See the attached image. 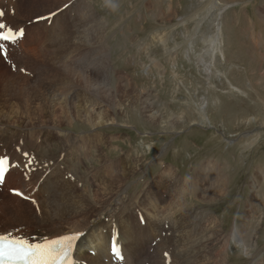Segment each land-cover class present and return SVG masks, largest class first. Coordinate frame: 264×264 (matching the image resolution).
Returning a JSON list of instances; mask_svg holds the SVG:
<instances>
[{
    "label": "rangeland",
    "instance_id": "obj_1",
    "mask_svg": "<svg viewBox=\"0 0 264 264\" xmlns=\"http://www.w3.org/2000/svg\"><path fill=\"white\" fill-rule=\"evenodd\" d=\"M86 1L104 29H99L98 54L90 59L101 67L104 93L110 89L105 100L114 102L107 108L113 122L100 127L110 141L101 151L110 159L131 156L123 166L132 171L110 185L114 193L125 200L134 195L135 205L147 191L160 188L165 197L158 204L167 217L174 186L182 181L189 186L193 179L199 190L179 191L183 210L196 208L190 217L189 211L182 216L183 254L180 261L169 254L167 264H189L182 256L196 240L194 224L202 221L201 212L210 218L199 231H217L221 239L193 264H264V0ZM145 104L152 111L145 112ZM153 111L160 112L159 119H150ZM62 129L79 135L93 128L76 120ZM85 163L98 166L95 159ZM209 165L225 172L224 193H212L216 183ZM116 173L101 178L102 186ZM9 189L0 186L2 192ZM235 225L253 244L248 253L225 246L224 236Z\"/></svg>",
    "mask_w": 264,
    "mask_h": 264
},
{
    "label": "bare ground",
    "instance_id": "obj_2",
    "mask_svg": "<svg viewBox=\"0 0 264 264\" xmlns=\"http://www.w3.org/2000/svg\"><path fill=\"white\" fill-rule=\"evenodd\" d=\"M66 5L71 16L64 11ZM0 9L5 12L0 22L23 27L25 31L17 44L7 45L8 57L0 56V144H3L0 155L10 157L13 164L5 183L0 186L18 188L31 197L24 199L10 189V193L0 190V233L9 232L37 243L45 238L83 231L86 235L77 242L73 252L77 264H147L150 261L167 264L169 254L179 260L183 252L179 253V245L184 239L182 216L189 211L190 217L196 209L187 206L183 210L179 191L190 189L187 193L192 194L200 186L192 178L189 186L185 181L181 186H174V202L172 207L167 205L171 208L169 220L165 217L167 212L162 214L159 208L158 202L165 197L160 188L147 191L136 203L137 207L132 204L134 195L127 201L112 190L113 182L121 181L132 171L123 166L131 156L125 154L110 159L101 151L109 138L100 127L113 122L108 118L107 108L113 107L114 102L105 100L110 89H105L104 93L105 87L99 79L101 67L90 59V54H98L100 49L102 20L97 11L86 0H0ZM53 12L59 13L49 17ZM37 17L46 19L37 20ZM32 20L28 26L26 22ZM218 38L214 42L217 43ZM4 59L11 61L10 65ZM106 67L111 70L109 65ZM150 107L145 104L144 111H150ZM160 115L153 111L149 116L156 120ZM76 120L90 125L92 132L77 135L62 129ZM24 152L29 155L25 157ZM85 159H95L98 166L88 167ZM17 164L21 167H15ZM206 168L208 174L215 177L212 193H224L225 172L214 165ZM113 169L118 173L110 175L109 182L105 181L107 186L103 187L101 178ZM25 174L29 178L25 179ZM92 182L95 186H91ZM141 215L144 223L140 222ZM200 217L203 222L210 218L205 212H201ZM201 222L194 224L196 240L182 256L189 264L221 237L217 231H199ZM113 237L123 246V262L110 253ZM224 240L226 247H244L247 253L253 246L247 233L236 225Z\"/></svg>",
    "mask_w": 264,
    "mask_h": 264
},
{
    "label": "snow or ice",
    "instance_id": "obj_3",
    "mask_svg": "<svg viewBox=\"0 0 264 264\" xmlns=\"http://www.w3.org/2000/svg\"><path fill=\"white\" fill-rule=\"evenodd\" d=\"M67 7V5L65 6ZM5 12L0 9V18H3ZM56 15L55 12L50 16ZM46 19V17H37ZM25 36L23 27L10 26L7 22H0V56L7 58L9 55L8 44L15 45ZM15 67V65H13ZM26 71V69H22ZM27 157L29 153L24 152ZM13 167L10 157L0 155V185L5 183L6 175L9 174ZM15 167H21L20 164ZM29 178L25 174V179ZM11 192L24 199H31L26 196L25 192L18 188L11 189ZM33 203H36L33 201ZM140 222L144 223L143 216H140ZM86 234L83 231L71 232L68 234L57 235L54 239L45 238L42 242L33 243L23 236H16L9 232L0 233V264H77L73 259V252L77 246V242ZM110 253L116 260L123 262L125 255L123 246L113 237L110 242ZM166 257L168 253L164 254Z\"/></svg>",
    "mask_w": 264,
    "mask_h": 264
}]
</instances>
